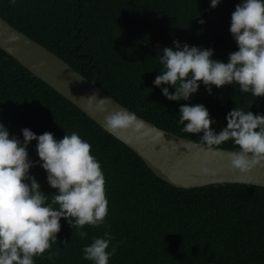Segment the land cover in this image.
Segmentation results:
<instances>
[{
  "label": "trees",
  "instance_id": "1",
  "mask_svg": "<svg viewBox=\"0 0 264 264\" xmlns=\"http://www.w3.org/2000/svg\"><path fill=\"white\" fill-rule=\"evenodd\" d=\"M239 2L221 0L212 9L210 0H0V17L128 111L163 131L203 144L200 134L182 131L181 104L204 105L216 121L211 127L219 131L234 107L264 114V97L241 93L236 84L213 86L208 95L201 85L189 101L172 102L152 82L162 67V48L171 47L173 40L212 48V58L226 62L237 50L229 25ZM0 123L21 140L24 128L36 135L50 132L57 140L76 132L91 145L90 154L105 178V222L84 226L87 236L81 239L77 229L61 219L57 242L34 257V264H91L82 259V248L105 231L113 237L109 248L116 246L109 264H264V188L216 184L185 190L168 185L1 50ZM35 145L32 141L27 149L32 161L38 160ZM218 148L236 150L231 141ZM29 174L46 195L55 192L38 165Z\"/></svg>",
  "mask_w": 264,
  "mask_h": 264
},
{
  "label": "clouds",
  "instance_id": "2",
  "mask_svg": "<svg viewBox=\"0 0 264 264\" xmlns=\"http://www.w3.org/2000/svg\"><path fill=\"white\" fill-rule=\"evenodd\" d=\"M220 3L210 0L209 6L215 9ZM199 23L205 22L201 19ZM229 32L237 50L228 54L226 62L213 59L212 48L173 40L171 47L162 48V67L153 85L172 102L189 101L201 85L208 95H212L213 86L220 89L236 84L241 93L264 97V0H240L231 13ZM106 103L100 99L97 108L105 111ZM178 113L182 131L200 134L209 150L232 142L236 150L228 157L231 169L246 173L253 167H264V114L234 107L224 117L226 126L216 131L211 127L216 121L202 104H181ZM105 124L112 131H138L144 126L127 110L109 112ZM21 135L22 140L10 136L0 123V264H34V257L57 242L61 219L84 239V226L98 227L108 215L104 174L86 140L76 132L57 140L50 132L36 135L28 128L21 129ZM32 141H36L37 161L29 159L27 149ZM37 165L46 173L53 194L46 195L29 174ZM112 240L108 231L93 238L82 248V259L109 264L116 254L115 245L109 248Z\"/></svg>",
  "mask_w": 264,
  "mask_h": 264
},
{
  "label": "water",
  "instance_id": "3",
  "mask_svg": "<svg viewBox=\"0 0 264 264\" xmlns=\"http://www.w3.org/2000/svg\"><path fill=\"white\" fill-rule=\"evenodd\" d=\"M0 50L125 145L157 178L168 185L185 190L216 184L264 188V167H253L246 173L231 169L228 160L229 154L233 152L231 150H209L202 143L163 131L138 116L144 125L138 131L108 129L105 116L109 112L127 109L98 88L94 81L82 77L63 60L14 29L1 17ZM100 99L107 101L105 111L97 108Z\"/></svg>",
  "mask_w": 264,
  "mask_h": 264
}]
</instances>
